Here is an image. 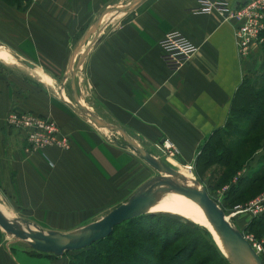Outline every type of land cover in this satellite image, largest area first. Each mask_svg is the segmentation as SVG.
<instances>
[{"label":"crops","instance_id":"0c3cea01","mask_svg":"<svg viewBox=\"0 0 264 264\" xmlns=\"http://www.w3.org/2000/svg\"><path fill=\"white\" fill-rule=\"evenodd\" d=\"M131 1L0 0V48L10 53V62L0 63L49 78L0 69V212L6 218L42 232H70L148 180V166L67 106L52 87L55 74L44 71L64 70L63 84L65 70L84 50L75 72L78 99L155 158L159 151L171 164L190 168L202 141L223 125L237 85L256 63L239 60L233 22L197 11V0H139L127 7ZM223 1L236 6L245 0ZM114 7L125 10L104 12ZM171 30L196 46L175 71L164 65L159 45ZM11 109L52 119L70 147L32 150L6 125ZM164 141L174 150L171 157L161 149ZM14 242L22 244L18 251ZM23 243L0 238V264H67L62 255L30 254Z\"/></svg>","mask_w":264,"mask_h":264},{"label":"trees","instance_id":"16d2710c","mask_svg":"<svg viewBox=\"0 0 264 264\" xmlns=\"http://www.w3.org/2000/svg\"><path fill=\"white\" fill-rule=\"evenodd\" d=\"M261 35L263 42L254 60L264 54V29ZM262 65L264 58L259 67ZM252 71L248 73L250 76L243 74L230 100L223 125L202 141L191 165L195 180L209 194L226 186L219 202L224 209L231 210L264 189V151L253 159L254 166L248 164L264 141V72L252 74ZM243 169L247 170L237 175ZM182 218L166 212H147L123 220L115 224L105 237L84 248L72 250L67 264H187L193 250L198 247L207 253L212 251L213 258L190 264H229L205 229L202 238L190 236L186 243L173 247L182 237V230H178ZM244 229L255 238L263 236L264 211L250 218ZM27 251L55 257L30 247ZM258 256L264 264V258Z\"/></svg>","mask_w":264,"mask_h":264},{"label":"water","instance_id":"95a60500","mask_svg":"<svg viewBox=\"0 0 264 264\" xmlns=\"http://www.w3.org/2000/svg\"><path fill=\"white\" fill-rule=\"evenodd\" d=\"M136 1L139 0H132L127 7L131 6ZM112 10L123 11L125 8L114 7L109 8L104 12ZM97 25L98 19L94 23V30H97ZM85 52L86 50L80 54L77 62L68 70L70 100L68 102L64 101V103L70 108L76 109L95 127L119 132L125 142V146L150 168L162 173V175L152 180L148 179L124 202L114 206L98 219L70 232H59L54 230L42 232L39 229L29 227V223L23 219H8L1 212L0 229L16 239L26 242L28 246L34 250L58 256L64 251L84 248L90 243L105 237L111 232V229L115 224H118L123 220L130 219L143 213L154 212L147 211V208L155 201L157 194L163 191L172 190L199 204L208 222L227 247L234 264H247V254L252 257L255 264H262L259 256L253 250L250 243L242 236L238 229L231 225L223 210L208 195L206 189L201 183L193 179V182L199 185L198 189L181 184L180 181H185V179L175 168L158 161L154 156L150 155L142 147L136 144L122 128L108 125L100 118L93 115L81 102H79L75 83V72L79 69ZM164 175H167L168 177H165ZM18 221L25 224V227L21 228ZM227 261L231 264L228 259Z\"/></svg>","mask_w":264,"mask_h":264},{"label":"built area","instance_id":"2783aa9c","mask_svg":"<svg viewBox=\"0 0 264 264\" xmlns=\"http://www.w3.org/2000/svg\"><path fill=\"white\" fill-rule=\"evenodd\" d=\"M197 11H215L224 20L233 22L234 45L236 54L241 61L254 59L259 51L264 29V0H245L239 5H229L223 0H197ZM159 45L165 56L164 65L170 70H177L196 50V46L181 32L171 30L163 35ZM5 123L17 132L18 140L32 150L53 146L60 150L70 147L68 136L62 134L55 122L45 116L31 111L11 109L5 115ZM162 151L171 157L173 148L165 141L161 144ZM245 169L239 171L241 175ZM224 188V187H223ZM264 211V189L253 198L234 206L228 216L244 213L249 218ZM251 247H256L255 243Z\"/></svg>","mask_w":264,"mask_h":264},{"label":"rangeland","instance_id":"374dc122","mask_svg":"<svg viewBox=\"0 0 264 264\" xmlns=\"http://www.w3.org/2000/svg\"><path fill=\"white\" fill-rule=\"evenodd\" d=\"M264 54H262L260 57H258V58H256L255 59V64H254V66H252V70L254 71H252V70H248V71H246V75H248V76H250V74H248V73H251V71L253 72L252 74H258L259 72H264V66L262 65V67H259V64H260V62H262V60H263V58H264V56H263ZM263 56V57H262ZM262 59V60H261ZM0 61H2V60H0ZM3 62V61H2ZM2 62L0 63V67H1V69H5V70H7V71H10V72H19V73H23V72H25V73H30V74H32L33 75V78H34V80H37V79H40V76H38L36 73H35V69H20V68H14V66L15 65H10L11 67L10 68H7V67H4L3 66V64H2ZM73 65H74V63H73ZM13 66V67H12ZM253 68H255V70L253 69ZM80 69H78L77 70V72L76 73H79L78 71H79ZM45 72L47 71H50V72H52V73H54L55 75H54V79L56 80L55 81V84L54 85H52V87L53 88H55V90H60V94H61V96H62V98H65L66 100H70V98H69V96H70V89H69V73H68V70H65V73H64V75H65V78H64V81H63V84H61L60 83V81H61V78L63 77V76H61V72L62 71H64V70H44ZM36 74V75H35ZM245 75V76H246ZM57 83H60L59 85L57 84ZM64 99V100H65ZM79 102H81V100L79 99ZM82 103V102H81ZM74 111L75 112H77V113H79L76 109H74ZM80 114V113H79ZM81 115V114H80ZM101 130V132H104V134H106L107 135V141L108 142H110V143H113V142H115V143H120V144H122L123 146H125V143L122 141L123 139H122V137H121V135H120V133L119 132H115V131H109V130H107V129H104V128H102V129H100ZM127 148V147H126ZM130 150V149H129ZM263 151H264V141H263V144L261 145V147H259L257 150H256V152L254 153V156H253V158L248 162V164H254V158L256 157V156H258L259 154H261V153H263ZM155 155H157L156 156V159L158 160V161H160V162H163V163H168L169 165H171L173 168H175L176 170H178L177 169V166H179V165H175V164H171L169 161H167V160H165V157H164V155L162 154V152H159V151H157V152H155ZM142 161V160H141ZM146 166H148L147 164H145ZM181 166V165H180ZM253 166V165H252ZM188 167V166H187ZM148 168H149V172H148V174H147V178L146 179H150V180H152V179H154V178H158L159 176H161L162 175V173H159V172H157V171H155L154 169H152V168H150L149 166H148ZM188 169H189V171H190V173H191V167L189 168L188 167ZM245 170H247V169H245ZM192 174V173H191ZM192 178L193 179H195L194 178V176L192 175ZM133 189V188H132ZM131 189V190H132ZM130 190V191H131ZM224 190H225V188H223V187H221L220 189L219 188H217V189H214V191H212V192H210L211 194H209V192H208V190H206L207 191V193H208V195L218 204V206H219V202H221V197H222V193L224 192ZM129 191V192H130ZM262 191V190H261ZM128 192V193H129ZM131 193V192H130ZM129 193V194H130ZM128 194V195H129ZM128 195H124V196H121L120 198H118V197H116V199L113 201V202H111L110 204H108V206L102 211V212H95L94 214H92V213H90V214H88L87 216H89L88 218H86V219H84V220H82V222L81 221H79V222H77L76 224H78V223H84V222H86V221H89V220H93V219H96V218H99V217H101L103 214H105L107 211H109L111 208H113L114 206H116L117 205V203H119V202H122V201H124L125 199H127L128 198ZM254 197V196H253ZM252 197V198H253ZM251 199V198H250ZM249 200V199H248ZM220 207V206H219ZM221 208V207H220ZM161 210H158L157 212H166V213H169V214H173V215H176V217L177 218H180V217H182V215L181 214H179V213H174V212H167V210H165V207H163V205H162V207L160 208ZM222 210H223V212H224V214L227 216V219L229 220V222L231 223V225L234 227V228H236V229H238L240 232H241V234H242V236L250 243V245L252 244V243H255V245H257V248L256 247H253V250L257 253V255H260L261 257H263L264 258V247H263V245H264V235L263 236H260L259 238H255L254 237V235L252 234V233H249L247 230H245L244 229V227H245V225L247 224V222L250 220V218H249V220H248V218H247V216H245V214L244 213H238V214H235V215H233V216H228L229 214H230V212H231V210L230 209H228V208H221ZM178 216H180V217H178ZM247 220H246V219ZM18 224L20 225V227L21 226H23L22 228H24L25 227V224H23V223H21V222H19L18 221ZM29 227H32L30 224L28 225ZM241 227V228H240ZM204 227L203 226H201V225H199V224H196V223H194L192 220H190L189 218L187 219V218H182V219H180V221H179V225H178V230H182V237L180 238V239H178V241H177V243H175L174 245H173V247L174 246H180V244L182 243V242H184V243H186L187 242V240H188V238H190V236H192L193 238H202L201 237V234L204 236V234H205V231H204ZM206 230V229H205ZM209 233V232H208ZM210 234V233H209ZM210 236H211V234H210ZM2 237H3V240H5V242H7V241H10V240H16L17 242H24V241H20V240H18V239H16L15 237H13L12 235H10V234H8V233H5L4 231H2L1 229H0V238L2 239ZM206 238V237H205ZM211 238H212V236H211ZM207 240H208V238H207ZM213 240V239H212ZM196 242H197V240H195ZM214 241V240H213ZM214 243H215V241H214ZM13 244L14 245H16V249H15V247L13 246ZM21 243H11V245L13 246V250L15 249V251H18L19 250V248H18V246H22V244L20 245ZM23 244H25L26 246H25V249H27L28 248V245H27V243H23ZM216 244V243H215ZM217 246V245H216ZM217 248H218V246H217ZM201 248L200 247H198V248H196V249H194L193 250V252H192V254H191V256H190V260H188L187 261V264H190V263H192V262H196V261H198V260H200V259H204V258H209V259H211V258H213V255H212V251L210 252V250H209V252L207 253V252H205V251H201L200 250ZM12 250V251H13ZM218 250L221 252V250L218 248ZM72 254H73V251L71 250V251H68L67 253H65L64 255H62L63 256V258H65L67 261H68V259L72 256ZM221 254H222V252H221ZM223 255V254H222ZM59 256V255H58ZM206 256V257H205ZM224 256V255H223ZM211 262H213V261H211ZM67 263V262H66ZM209 264H211V263H209Z\"/></svg>","mask_w":264,"mask_h":264},{"label":"bare ground","instance_id":"6f19581e","mask_svg":"<svg viewBox=\"0 0 264 264\" xmlns=\"http://www.w3.org/2000/svg\"><path fill=\"white\" fill-rule=\"evenodd\" d=\"M9 55L10 53L7 51V49L0 48V60L4 62H10ZM35 73L40 76V80H42L43 82H49V78L42 74L40 70L36 69ZM65 101L68 102V100L66 99ZM177 169L178 173L185 179V181H180L181 184L187 185L192 188H199V185L193 182L192 174L190 173L187 166H177ZM164 176L168 177L167 175ZM162 205L163 207H165V210H167V212L179 213L182 215V217L187 219L189 218L194 223L203 226L211 234L212 239L215 241L224 257L227 258L231 262V264H234L227 247L214 231L213 227L208 222L203 210L196 201L191 200L190 198L185 197L172 190L163 191L157 194L155 201L147 208V211L157 212L158 210H161L160 208L162 207ZM22 227L23 226H21V228ZM246 262L247 264H255L254 260L249 254H247Z\"/></svg>","mask_w":264,"mask_h":264}]
</instances>
